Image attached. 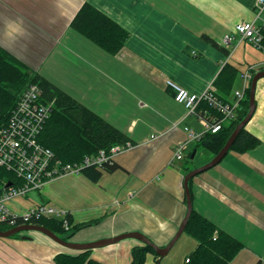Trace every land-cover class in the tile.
I'll use <instances>...</instances> for the list:
<instances>
[{"label":"crops","instance_id":"crops-1","mask_svg":"<svg viewBox=\"0 0 264 264\" xmlns=\"http://www.w3.org/2000/svg\"><path fill=\"white\" fill-rule=\"evenodd\" d=\"M85 3L128 33L115 56L71 27ZM230 8L239 13L237 23L253 17L249 0H0V47L132 145L114 158L117 169L102 172L98 181L84 174L57 177L12 202L11 210L20 214L49 206L68 213L71 229L90 224L67 233L72 244L135 232L165 247L186 214L185 163L173 159L174 148L187 141L183 127L203 132L198 118L174 101L165 80L196 94L215 80L226 57L202 36L222 47L226 34L216 32L226 25ZM228 62L239 63L233 55ZM254 100L245 128L259 145L245 154L228 152L191 184L192 208L243 244L232 264H264V78ZM3 242L0 264H53L55 255L66 252L38 232ZM139 245L125 239L92 249L90 257L101 264H129L131 249ZM144 264H158V257L148 253Z\"/></svg>","mask_w":264,"mask_h":264},{"label":"trees","instance_id":"trees-1","mask_svg":"<svg viewBox=\"0 0 264 264\" xmlns=\"http://www.w3.org/2000/svg\"><path fill=\"white\" fill-rule=\"evenodd\" d=\"M71 27L82 37L112 56L119 53L128 39V33L125 30L87 3L83 4L76 13L71 21ZM202 39L222 52L225 57L230 56L229 50L223 46H218L211 38L204 35ZM241 73L237 66L230 64L228 61L224 64L213 81L214 94L220 101L231 104L230 99L232 94L234 101L233 87L237 77ZM31 84H35L40 88L41 101L44 104L52 105L49 118L39 133L37 141L40 145L52 151L54 156L64 164H79L86 156H95L101 150L108 152L111 147L127 142V137L121 131L58 89L37 72L28 69L1 47L0 128L6 125L9 116L18 103L17 101L20 100L25 89ZM249 91L250 87L244 91L243 97L235 110L234 118L227 124L222 125V128L218 132L204 134L199 141L194 143L192 150L187 151L183 159L184 162L186 159L191 160L193 151L197 154L198 151L204 150L210 153L212 158L219 153L235 128L248 113ZM197 112L198 114L201 112V115L205 112L206 115L220 117L206 102L199 104ZM201 115L199 114V116ZM259 143L260 141L244 127L239 131L228 152L245 154L256 148ZM116 169L117 166L115 164L111 166L103 165V169H96L90 166L84 168L82 174L91 181L96 182L101 177L102 172H114ZM188 172L187 170L184 175ZM3 177L13 179L11 174L6 173L0 167V180ZM195 177L188 182L191 200V184ZM1 191L2 186L0 185V193ZM65 220L69 226L68 230L63 228L62 220L56 218L38 221L31 220L29 223L31 225L43 226L65 241H68L67 233L69 231L71 232V230H77L90 225L83 224L81 227L71 229L69 215H66ZM20 225H23L21 220H18L12 226L7 224L0 225V231H6ZM28 233H31V231L20 233L11 238L20 237ZM65 234H67L66 237H64ZM183 234H186L196 242L195 249L187 256L184 264H232L233 258L243 248L241 242L197 213L194 208H192ZM64 249L66 252L55 255L53 264H101L90 257L91 250L74 251ZM148 253L158 257L154 250L143 243L133 247L130 252L129 264H144Z\"/></svg>","mask_w":264,"mask_h":264},{"label":"built area","instance_id":"built-area-1","mask_svg":"<svg viewBox=\"0 0 264 264\" xmlns=\"http://www.w3.org/2000/svg\"><path fill=\"white\" fill-rule=\"evenodd\" d=\"M249 1L253 10L252 19L237 23L234 30L240 38L239 45L247 41L264 55V0ZM234 40V37L225 36L223 43L226 48L234 47L232 46ZM263 69L264 61L247 66L240 76L242 88L234 92L235 99L231 104L223 103L215 96L213 81L209 82L202 92L196 94L188 92L170 79L165 80V86L172 92L174 101L186 109L187 115L196 116L203 129L202 133H197L187 126L183 127L187 141L174 148V160H182L189 143L199 141L206 133L218 132L222 128L223 122L234 118L239 101L242 99L244 91L250 87L254 74ZM201 102H206L220 117L204 118L199 116L197 108ZM51 106V104L47 105L41 101L40 88L31 84L20 97L6 125L0 128V167L6 173L11 174L13 178L3 177L0 180L2 186L0 225L12 226L18 220H21L25 225V223L30 224L31 220L56 218L62 220L63 228L68 230L69 226L65 220L68 213L65 211L38 205L18 214L11 210L10 204L17 199H24L32 191H39L54 178L79 175L82 174L84 168L90 166L96 169H103V165L111 166L117 155L132 148L130 142H125L111 147L108 152L101 150L95 156H86L79 164H64L54 156L52 151L37 141L39 133L49 118ZM152 138L155 137L152 136Z\"/></svg>","mask_w":264,"mask_h":264},{"label":"water","instance_id":"water-1","mask_svg":"<svg viewBox=\"0 0 264 264\" xmlns=\"http://www.w3.org/2000/svg\"><path fill=\"white\" fill-rule=\"evenodd\" d=\"M261 78H264V71L259 72L253 76L252 81H251V85H250V91H249L248 113L245 116V118L242 120V122H240L238 124V126L235 128V130L233 131V133L231 134V136L229 137V139L227 140V142L225 143L223 148L219 151V153L216 156H214L212 158V160L208 164L202 166L201 168L190 171L184 176L183 190H184V195H185L186 214H185V217L183 218L179 228L177 229V232L175 233L173 238L169 241V243L165 247H158L155 244H153L144 235H142L140 233H135V232L122 234V235H119V236H116V237H113L110 239L99 240V241L93 242V243L72 244L68 241L60 239L57 235H55L54 233H52L50 230H48L47 228H45L43 226L31 225V224L20 225V226H16V227L11 228V229L6 230V231H0V239L11 238V237L18 235L20 233H23V232H29V231L38 232V233L48 237L50 240H52L56 244H58L64 248H67L69 250H74V251L92 250V249H96V248L106 246V245L117 244L118 242L125 240V239H134V240L139 241L140 243H143L146 246H149L152 250H154L155 254L158 256V264H159L160 260L168 254L169 250L174 246V244L177 242L179 237L183 234L185 226H186L187 221L189 219V216L191 214L192 200H191V195H190V191H189V187H188L189 180L192 179L193 177L213 168L214 166L219 164L221 162V160L226 156V154L230 150L235 138L237 137L239 131L247 125V123L249 122V120L251 119V117L254 113V110H255V100H254L255 89H256V84H257L258 80ZM195 153H196L195 151L192 152L191 160L194 158ZM8 185H10V184H8ZM24 239H28V238L25 237Z\"/></svg>","mask_w":264,"mask_h":264},{"label":"rangeland","instance_id":"rangeland-1","mask_svg":"<svg viewBox=\"0 0 264 264\" xmlns=\"http://www.w3.org/2000/svg\"><path fill=\"white\" fill-rule=\"evenodd\" d=\"M225 17L227 26L225 25L223 29L220 27L217 28L219 32L216 33L220 34L223 31L226 36L235 38L232 45L235 47V49L234 47H231L229 48V51L230 55H233V61H239L238 64H235L239 68V71L244 72L249 64H255L264 61L263 53H261L247 41L242 42L240 45L238 44L240 38L234 30L235 25L238 21H240L237 10H233L232 8L228 9ZM248 21H250V17L248 18ZM216 40H221L220 35L218 38H216ZM220 43L224 45L222 41H220ZM240 76L241 74L236 79L233 92L235 90H241L242 88ZM211 160L212 155L210 153L204 150L198 151L194 159H186L184 162L185 164L183 167V173H186L187 170L190 172L201 168L202 166L208 164ZM66 236L67 234L64 235V237ZM4 240L0 239V246H6L3 242ZM195 244L196 242L192 238L188 237L186 234H182L174 246L169 250L168 254L160 260L159 264H184L187 256H189V254L193 251Z\"/></svg>","mask_w":264,"mask_h":264},{"label":"bare ground","instance_id":"bare-ground-1","mask_svg":"<svg viewBox=\"0 0 264 264\" xmlns=\"http://www.w3.org/2000/svg\"><path fill=\"white\" fill-rule=\"evenodd\" d=\"M18 102V101H17ZM39 136V135H38ZM39 143V142H38ZM54 154V153H53Z\"/></svg>","mask_w":264,"mask_h":264}]
</instances>
